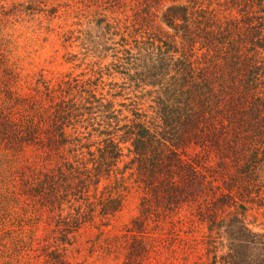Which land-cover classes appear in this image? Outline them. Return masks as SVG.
<instances>
[{
    "label": "trees",
    "instance_id": "1",
    "mask_svg": "<svg viewBox=\"0 0 264 264\" xmlns=\"http://www.w3.org/2000/svg\"><path fill=\"white\" fill-rule=\"evenodd\" d=\"M110 10L113 21L103 15L99 23L113 28V40L119 37L113 72L122 74L118 94L127 91V102L120 109L113 103V140L100 147L94 166L89 170V161H81L68 167L84 186L113 160L116 187L140 195L139 229L189 204L205 221L236 202L235 189L240 194L241 182L256 176L264 161V0H113ZM13 13L0 0V81L9 101L17 75L7 51L17 44L5 34V19ZM74 82L45 88L42 107L33 103L29 110L18 98L4 107L0 138L7 147L0 151V181L12 164L23 165L27 149L45 157L59 154L56 146L67 140L63 126L82 117L76 97L66 98L72 91L85 103L93 98ZM87 154L95 153L88 148ZM60 165L66 180V164ZM39 185L49 186L38 182L33 193H42Z\"/></svg>",
    "mask_w": 264,
    "mask_h": 264
},
{
    "label": "rangeland",
    "instance_id": "2",
    "mask_svg": "<svg viewBox=\"0 0 264 264\" xmlns=\"http://www.w3.org/2000/svg\"><path fill=\"white\" fill-rule=\"evenodd\" d=\"M2 3L14 10L5 19V34L17 44L13 53L7 51L17 76L10 101L0 81V113L15 98L29 110L33 103L42 107L45 88L60 80L76 81L83 96L93 98L85 103L79 91L66 98L76 97L82 117L63 126L67 140L56 146L58 155L45 157L30 148L21 156L23 165L14 163L3 173L0 264H264V161L256 176L241 182L240 194L235 189L236 202L218 208L207 220H200L195 204H189L160 213V219L146 221L141 229L135 222L141 216L140 195L116 187L113 160L104 174L87 178L84 186L73 177L68 165L77 168L78 162L89 161L88 169L94 166L91 161L99 158L100 147L113 140V103L120 109L119 103L127 102V91L118 94L122 74L113 72V47L119 37L113 40V28L99 23L103 15L113 21V0ZM84 86L88 93H83ZM78 119L82 122L75 125ZM44 123L45 128L50 125L49 117ZM76 137L80 141H74ZM6 147L0 138V151ZM194 154L188 150L189 156ZM60 164H66V180L61 179ZM41 181L49 186L39 185L43 194L33 193Z\"/></svg>",
    "mask_w": 264,
    "mask_h": 264
}]
</instances>
